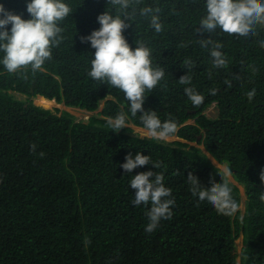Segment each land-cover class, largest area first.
<instances>
[{"label": "trees", "instance_id": "trees-1", "mask_svg": "<svg viewBox=\"0 0 264 264\" xmlns=\"http://www.w3.org/2000/svg\"><path fill=\"white\" fill-rule=\"evenodd\" d=\"M0 2L29 18L25 0ZM66 3L73 11L60 22L64 39L40 69L9 73L0 66V264H237L239 236L240 264H264V26L248 40L210 34L199 25L204 0H130L123 35L132 47L143 41L153 66L165 72L143 107L178 125L180 139L157 141L133 133L128 124L143 128L139 113L112 132L107 121L127 113V102L88 76L94 49L80 37L99 27V14L117 9L111 0ZM145 6L158 9L160 33L150 16L138 14ZM207 38L221 44L226 68L215 69L209 48L200 46ZM185 74L190 84H180ZM186 87L203 95L199 106ZM37 95L92 114L83 121L45 109L33 103ZM213 103L217 114L205 115ZM137 151L159 162L153 170L175 200L172 218L151 233L145 231L150 205H132L131 176L119 167ZM209 155L231 169L233 181L220 179L222 169ZM189 174L205 188L226 179L238 205L242 185L243 213L221 215L198 202Z\"/></svg>", "mask_w": 264, "mask_h": 264}, {"label": "clouds", "instance_id": "clouds-1", "mask_svg": "<svg viewBox=\"0 0 264 264\" xmlns=\"http://www.w3.org/2000/svg\"><path fill=\"white\" fill-rule=\"evenodd\" d=\"M111 3L117 9L116 14L112 11L102 12L96 17L99 27L80 37L82 44L94 49L88 76L118 89L127 102V113L122 111L109 118L107 123L115 133L125 128L129 114L137 117L139 113L144 135L157 141H167L177 133V123L171 119L162 121L156 111L143 107L148 96L146 93H150L162 80L164 69L153 66L151 49L143 41H137L132 47L123 35L129 26L126 21L130 19L127 12L130 0H111ZM204 8L205 14L199 25L206 33L219 32L228 37L248 40L256 34L258 26H264V0H204ZM25 9L29 14L28 19L6 9L0 2V66L9 73L29 66L32 70L40 69L50 59L52 48L64 39L60 22L73 11L66 0H25ZM154 11L158 9L145 6L139 9L138 14L141 17L150 16L152 29L160 33L162 24L159 16L153 14ZM200 46L209 48L215 69L227 67L220 43H214L210 38L200 39ZM179 82L190 84L191 77L182 75ZM184 91L193 107L203 102V95L194 88L186 87ZM211 94L215 95V92ZM253 95L254 91L249 92V99ZM32 147L34 149L35 145ZM146 165H151V168L132 175L133 170ZM119 167L122 176H131L129 188L134 190L132 205H150L146 212L149 222L145 231L151 233L161 220L172 218V206L175 204L172 189L165 186L163 174L153 170L160 167L159 162H153L149 155L137 151L135 154L127 153ZM232 174L229 167H224L220 179L231 177ZM187 180L191 185L190 195L215 209L218 214L232 215L239 208L226 179L219 184L209 181L206 188L201 187L191 174Z\"/></svg>", "mask_w": 264, "mask_h": 264}, {"label": "rangeland", "instance_id": "rangeland-1", "mask_svg": "<svg viewBox=\"0 0 264 264\" xmlns=\"http://www.w3.org/2000/svg\"><path fill=\"white\" fill-rule=\"evenodd\" d=\"M17 97L18 98H23L24 96L23 95H21V94H17ZM50 100V99H49ZM53 100V101H52ZM51 101V103H50V105H40L38 102H39V97L38 96H36V97H34L33 98V103L35 104V105H38V106H41V107H43V108H45V109H54V108H59V109H62V110H67V111H69L70 113H72L76 118H77V120H83V121H86L87 119H88V117L92 114L91 112H86V111H84V110H82V109H78V108H74V107H69V106H66L64 103H58L57 101H55L54 99H51L50 100ZM205 111V115H207V116H214V115H216L217 114V112H216V109L214 108V105H211V106H209L206 110H204ZM188 123H192L193 121L192 120H188L187 121ZM129 126H131L132 127V129H133V133L134 134H137V135H139L140 137H146L145 135H144V129L143 128H141V127H138V126H134V125H132V124H128ZM175 139H180V138H178L176 135H174L173 137H171L169 140H167V141H173V140H175ZM190 144L191 145H196V143L195 142H190ZM199 147H201L202 148V145H199ZM210 156V155H209ZM210 158L212 159V162L214 163V164H216L217 166H219L221 169H223L224 167H226V165L225 164H220V163H218L214 158H212L211 156H210ZM229 179L231 180V181H233V179H232V176L231 177H229ZM238 186H239V189H240V194H241V202H240V205H239V210H240V212H241V214L243 213V210H244V202H245V192H244V188H243V186L242 185H240L239 183H238ZM242 246H243V244H242V239H241V237H239L237 240H235V251H236V253H237V257H236V261H237V264H240V261H239V253H240V251H241V248H242Z\"/></svg>", "mask_w": 264, "mask_h": 264}, {"label": "bare ground", "instance_id": "bare-ground-1", "mask_svg": "<svg viewBox=\"0 0 264 264\" xmlns=\"http://www.w3.org/2000/svg\"><path fill=\"white\" fill-rule=\"evenodd\" d=\"M39 97V104L41 105H50V103H51V99L49 100V99H47V98H44V97H42V96H38ZM53 101V100H52ZM38 104V105H39Z\"/></svg>", "mask_w": 264, "mask_h": 264}]
</instances>
